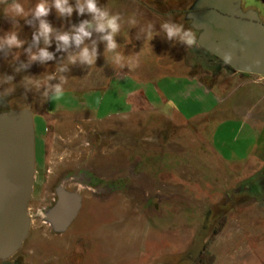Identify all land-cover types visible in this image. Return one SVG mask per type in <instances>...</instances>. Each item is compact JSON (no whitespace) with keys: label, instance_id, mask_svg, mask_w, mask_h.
<instances>
[{"label":"rangeland","instance_id":"rangeland-1","mask_svg":"<svg viewBox=\"0 0 264 264\" xmlns=\"http://www.w3.org/2000/svg\"><path fill=\"white\" fill-rule=\"evenodd\" d=\"M190 1L143 0L144 6H135L130 0H104L96 5L104 3L106 15L95 22L78 12V0H68L71 16L61 15L54 0H47L48 14L40 17L34 14L40 0H15L24 8L22 17L4 14L14 0L0 3V112L28 108L47 159L64 170L85 172V182L63 184L81 198L75 220L56 234L43 219L45 211L32 218L17 252L23 264H66L75 244L84 249L80 264H189L206 214L212 232H219L201 244L206 246L201 264H264V201L237 191L246 184L257 189L264 119L258 124L233 119L229 108L240 92L208 91L187 76L188 66L199 76L208 74L201 58L207 54L199 56L196 46L184 49L178 38L169 40L162 24L192 29L184 21ZM241 5L264 23L263 0ZM112 18L117 47L106 51L102 37L111 30L96 27ZM145 19L153 20L154 32L143 25ZM41 21L53 29L47 44L43 36L33 39ZM84 21L91 24L86 28L91 36L79 46L56 39L64 32L74 35ZM10 31L22 46L7 44ZM84 47L89 53L95 48L94 65L69 63ZM45 48L52 59L31 60ZM117 55L123 66L114 62ZM57 85L63 96L53 100ZM257 106L264 110V99ZM120 172L121 182H113Z\"/></svg>","mask_w":264,"mask_h":264},{"label":"water","instance_id":"water-1","mask_svg":"<svg viewBox=\"0 0 264 264\" xmlns=\"http://www.w3.org/2000/svg\"><path fill=\"white\" fill-rule=\"evenodd\" d=\"M184 20L198 33L197 46L230 70L264 77V63L254 64L257 59L264 61V23L255 11L244 10L241 0H194ZM226 53H231L229 63L224 62ZM34 144L33 115L28 108L0 112V262L22 248L30 231ZM80 204V196L60 188L58 203L44 212L43 219L61 234Z\"/></svg>","mask_w":264,"mask_h":264},{"label":"flooded vegetation","instance_id":"flooded-vegetation-1","mask_svg":"<svg viewBox=\"0 0 264 264\" xmlns=\"http://www.w3.org/2000/svg\"><path fill=\"white\" fill-rule=\"evenodd\" d=\"M200 50L202 51L199 52L200 53L199 56H202L203 52L207 54V52L204 51L203 49H200ZM209 56H212V55L209 54ZM209 56L207 55V58ZM201 58L203 59L205 58V62L204 61L203 62L201 61V62L205 63L206 65H211L213 62L212 59H209V58L207 59L205 56ZM33 123H34V131H35L34 174H33L32 194L28 202V212L31 218V223L34 217L38 216L39 213H41L42 211H46L47 209L55 206L58 203L60 188H64L65 190L70 192V190H68L67 188V185H63L64 182H71L69 184H73V185H76L77 182H85L84 170L80 168L77 170H74V169L64 170L63 168H61L60 165L56 164V162L47 159L46 146L44 142L40 141L39 136L37 135V129H36V124L34 122V118H33ZM47 131H48V128H47ZM117 163H118L117 165L120 166L121 160L118 159ZM121 174L122 173L120 172L119 175H117L115 179H113V182H121V179H122ZM255 180L257 182V189L250 187V185L246 184V186H244L243 188H239L237 191L239 190L241 191L242 189L243 191L250 193L251 197H253L256 200V202L262 203L264 201V168L256 173ZM212 224H213L212 220L210 219L208 214H206L205 220L201 226V229L197 232V234L193 238L192 248H191L192 250H190L189 255H187V260L189 264H196V263L201 264L202 263V260L198 259V257L205 252L206 246H203L201 244L206 243L207 239L209 238L208 234L209 236L210 234L214 236L218 234L216 233L217 231L215 230L212 232V229H211ZM196 245L198 246L200 245V251L198 252V254L194 253V250L197 247ZM83 250L84 249L82 245L75 244L72 250L65 257L66 264H80V258L83 254ZM192 253H194L193 256H192ZM22 259L23 257L17 255L16 253L13 257L8 259L7 261L0 262V263L1 264H23Z\"/></svg>","mask_w":264,"mask_h":264},{"label":"clouds","instance_id":"clouds-1","mask_svg":"<svg viewBox=\"0 0 264 264\" xmlns=\"http://www.w3.org/2000/svg\"><path fill=\"white\" fill-rule=\"evenodd\" d=\"M0 3H6V0H0ZM54 7L58 10V12L63 15L67 13L69 16H71V13L73 11V8L68 5V0H54ZM85 8L88 12L93 14H98V19L103 20L105 17V13L100 12V10L97 8L96 0H85L84 4H80L78 0L77 10L80 13H83L85 11ZM49 8L47 6V0H40V2L36 5L34 14L36 17L40 16H46L48 14ZM5 16L13 15V16H23L24 14V8L21 4L14 2L5 9ZM171 15V14H169ZM75 27V26H73ZM91 27V24L88 21H84L80 24L79 28H75V34L71 35L67 32H64L62 34H58L56 36V39L58 41H61L64 46H68L70 40H74L77 46H79L81 43H83L84 38L90 37L91 33L86 30V28ZM163 30L167 34V38L169 40H172L173 38H178L180 42L186 45V47L196 46L197 45V37L195 33L192 31V29H185L182 24H175V23H164L162 24ZM106 29H110L111 31L108 32L107 35L103 36L102 39L107 41V49L106 51L114 50L117 47V44L114 41V34L118 31V25L116 23V19H108L106 23H99L96 27V31L98 32H105ZM53 29L51 26L45 22L41 21L38 34H33V39L38 40L40 36H43L45 39V43H49V35L52 33ZM152 36V33H149V37ZM243 36V34H242ZM243 39L247 40V36H243ZM7 44L11 47L13 45L19 47L22 46L23 41H19L17 38V33L10 31V34L6 38ZM235 47V45H234ZM59 50V47H58ZM46 60V59H52V54L49 53L46 48L41 49L39 52V55H33L31 57V60L36 59ZM96 58V50L95 48L92 49V52L89 53V49L87 47H84L81 49V51L77 55H70L68 57L69 63H75L77 59L81 60V62H87L89 65H94ZM231 53L225 54V63H229L231 60ZM122 57L120 55H117L114 58V62L117 64L122 65ZM264 63V61L257 59L254 61V64L257 67H260L261 64ZM53 76H48L47 79H52ZM63 96V92L61 91L60 85L56 86V95L52 98L53 100H59ZM169 106L174 107V102L169 101Z\"/></svg>","mask_w":264,"mask_h":264},{"label":"crops","instance_id":"crops-1","mask_svg":"<svg viewBox=\"0 0 264 264\" xmlns=\"http://www.w3.org/2000/svg\"><path fill=\"white\" fill-rule=\"evenodd\" d=\"M130 1L134 2L135 6H137L139 4L144 6L143 0H130ZM153 1L163 3L164 1H169V0H153ZM146 7H147V5H146ZM103 8H105L104 3L102 4L101 8L99 9L100 12H102ZM244 10H252V9L250 7H248ZM150 11L153 12V9H150ZM175 12L178 13V12H180V10L175 9ZM96 17H98V14L90 13L85 8V20L90 19L93 22H95V20L98 19ZM259 18L262 21L260 16H259ZM143 25L147 26L148 31L154 32L153 29H151V27L153 26V20L149 21V20L145 19V22ZM127 26L132 27L133 23H129V25H127ZM194 32H195V35L197 37L198 33L196 31H194ZM86 38H85V40H86ZM177 43H178V45L181 44L184 49L186 48V45L181 43L180 41L176 42V44ZM196 47L199 49V51H202V50H200L201 48L198 47L197 45H196ZM207 55L209 56L208 53H207ZM209 59L213 60L211 65H206L205 63H202L203 64V68H202L203 70L202 71L207 72L208 74L204 73L203 75L199 76L196 73L195 69H194L195 70L194 71V70H192V68L190 66H188L189 70L186 73L187 76L191 80H197L199 85L205 86L206 90H208V91L209 90L214 91L216 89H224L227 92L229 90H232V94L240 92L241 94H239V95H241V97L239 99H237L238 101L236 103L234 102V104H232V105L230 104L231 105L229 108L230 116L233 119H237L240 117V118H242V121H245L246 119H248V120L250 119L254 123L258 124L260 122V120L264 119V110H261L257 106L259 101L264 99V77L252 75V74H246V73L233 72L224 63L217 60L214 56H209ZM246 103H249L248 108H246V106H245ZM261 108H263V107H261ZM215 154L218 155V153H216V152H215ZM221 160L223 162L225 161L222 159V157H221ZM242 165H244V164H242ZM244 166H247V164H245ZM258 169L259 168L256 167V168L250 169V170H258Z\"/></svg>","mask_w":264,"mask_h":264},{"label":"trees","instance_id":"trees-1","mask_svg":"<svg viewBox=\"0 0 264 264\" xmlns=\"http://www.w3.org/2000/svg\"><path fill=\"white\" fill-rule=\"evenodd\" d=\"M104 0H96V2L98 3L97 5H100L102 2H103ZM193 1L194 0H191L190 1V4H189V7L191 6V4L193 3ZM264 1V0H263ZM185 16V15H184ZM185 21V20H184ZM187 22V21H186ZM187 23H189V22H187ZM4 111H6V110H4ZM219 232V230H217V232L216 233H218Z\"/></svg>","mask_w":264,"mask_h":264}]
</instances>
